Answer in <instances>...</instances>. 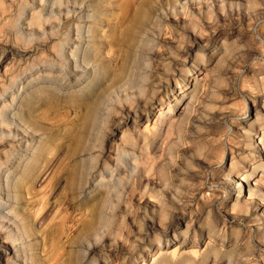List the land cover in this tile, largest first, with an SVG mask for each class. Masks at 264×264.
<instances>
[{"label":"rangeland","instance_id":"rangeland-1","mask_svg":"<svg viewBox=\"0 0 264 264\" xmlns=\"http://www.w3.org/2000/svg\"><path fill=\"white\" fill-rule=\"evenodd\" d=\"M97 1L0 0L1 228L15 231L21 253L22 248L36 250L38 264H160L162 256L170 264L183 257L199 263L209 251L212 256L205 260L211 264L231 259L233 264H264V172L253 171L255 159L242 161L249 151L264 160L259 138L264 132V0H181L176 6L154 0L157 10L147 16L138 43L128 46L129 55L117 39L129 17L151 0H101L107 31L102 59L109 65L103 73L93 72L92 63L85 70L74 30L63 57L57 55L68 19L82 23L89 14L94 21ZM222 1L226 19L221 18ZM185 2L190 12L207 3L214 8L212 18L201 20L197 47L193 28L185 30L177 22L187 17ZM248 13L255 18L249 20ZM83 35H88L86 26ZM188 69L196 75L190 73L194 81L185 88L192 91L195 81L199 87L188 108L177 111L181 93H169L168 85L175 87V79L182 80ZM117 74L122 81L116 86L128 87L124 93L111 88ZM37 89L50 92L54 107ZM75 94L89 101L104 95L95 127L84 132L89 150L78 163L72 148L85 110L69 103ZM167 94L171 101L159 110L153 100ZM149 111V119L142 118ZM163 112L167 121L161 124ZM244 118L257 130L250 141L236 135ZM45 137L51 140L50 151L39 154L32 174L25 175L30 153L25 156L23 148ZM231 152L243 162L236 169H230ZM22 173L23 189L17 186ZM238 175L244 178L240 182ZM81 178L84 187L75 195ZM239 193L250 204L248 213L233 208ZM153 194L163 203L151 201ZM91 199L99 213L86 206ZM13 206L30 216V235L19 230L21 218ZM212 223L220 236L210 234ZM239 232L242 241L236 244ZM21 259L19 264H26Z\"/></svg>","mask_w":264,"mask_h":264},{"label":"bare ground","instance_id":"bare-ground-1","mask_svg":"<svg viewBox=\"0 0 264 264\" xmlns=\"http://www.w3.org/2000/svg\"><path fill=\"white\" fill-rule=\"evenodd\" d=\"M170 2V0H168ZM172 1V4H174L173 6H176L177 5V2H181V0H171ZM156 1L154 0H151L149 3V7H145V8H141L139 11L135 12L134 14H132L130 17H129V20H128V24L126 25L125 27V31L122 33V35L117 39V43L118 44H121L123 45V47L125 46L126 49L128 48V46H130L131 44L133 45H136L138 43V35H141V33L143 32V24L144 22L147 20V16L150 14V11H152L151 13H153L154 11L156 12L157 10V6H156ZM251 2V1H250ZM252 3V2H251ZM187 4L188 2H185L183 3V10L185 9V14L186 16L189 18L187 19V17L185 19L181 18L178 22V25H183V27L185 28V30H188L187 28H193V33L195 34V46H200L199 44L201 43L200 41H197L198 39V34L199 33V29L201 30L202 29V23H201V20H204L205 18H212L211 17V14H212V10H214V8H212L213 6L209 3H207V8H205L204 6H200L199 8L195 9L194 12H190V10L188 11L187 10ZM200 4V2H199ZM103 5V1L99 0L97 1V5L95 6V10H97V12H95V16H94V21H89L88 18L91 17V15H87V17L85 16V21H83L82 23H79L81 20H78V21H73L72 19H68V21L66 22V28L68 29V33L67 35L64 37V42L61 44L60 42L58 43L57 45V55L62 58L63 56H61V52H62V49H63V46L64 45H67L71 39V34H72V30H74L76 32V34L79 36L77 37V43L79 45V50L81 51V53L83 54V66H85V70H86V64H89V63H92L93 65H95L96 67L93 69V72L95 73H103L105 70L107 71L108 70V64H106L104 61H103V56H102V53H103V50H102V44L104 42V38L107 36V31L106 29L104 28V24L102 23L103 21V17L104 16V12H101L100 11V7ZM225 2L222 1V9H223V16H221V18H227V13L225 11ZM250 6V5H249ZM175 9V8H174ZM187 11V12H186ZM264 13V12H263ZM110 14V13H109ZM249 15H247V17H249V20H253L255 17L248 13ZM111 15V14H110ZM124 20V19H123ZM108 22V21H107ZM125 23V22H124ZM85 26L87 27V30H88V35L87 37H84L83 35V29L85 28ZM112 33V31H110ZM191 32V34H193ZM114 34V32H113ZM109 35V34H108ZM115 35V34H114ZM203 41V40H202ZM109 45L112 46V43L109 42ZM70 48H72L70 46ZM194 48V46H193ZM192 48V49H193ZM65 49V48H64ZM111 49V48H110ZM125 51V50H124ZM65 52V51H63ZM127 53L129 55V49H127ZM126 53V54H127ZM51 58V57H50ZM57 60V59H56ZM55 60V61H56ZM80 60V59H79ZM79 60H76V63L78 64V61ZM52 61V60H51ZM82 63V61H80ZM43 63V62H42ZM55 63V62H54ZM44 64V63H43ZM42 65V64H41ZM38 67V66H37ZM198 70H200L201 68L200 67H197ZM194 70V69H193ZM192 69H188L186 75H182L183 78L182 80H179V79H175V87L173 88H170V84L168 85L169 86V93H172L173 95L176 94L177 92H180L181 94V97H178L179 101H177V111H179L182 107H185L184 108H188V105L191 103V100H192V97L194 96V92L196 90H198V87H199V83L198 81H195L194 83V86H193V89L192 91H188L185 86L187 84H189L190 81H194L193 77L190 76L192 73V75H196V72H194ZM122 73V72H121ZM114 76V75H113ZM121 74H117L114 76V78H112L111 80V88L113 89L114 87L117 89V91H121L124 93L123 90H127L128 87L126 85H121V86H116L121 80ZM160 82V81H159ZM121 83V82H120ZM88 85H92V81H89ZM161 85V84H160ZM93 86V85H92ZM122 86H125L126 88L125 89H122L123 87ZM37 87V86H36ZM114 88V89H115ZM43 89V88H42ZM142 92L141 93H145L146 91V87H142ZM37 89V92H42V94H46L47 96H45V100L46 103L50 106V107H54V101H50L49 98H50V95H48L50 92H46V90H39ZM90 91V90H88ZM154 94L155 92L153 91L152 92V96L154 97ZM76 95V94H75ZM26 94L23 96L25 98ZM87 95H84V94H80V95H76V96H73L69 99V103L72 104V105H78V106H81L83 110H85V114H84V121L83 123L81 124V128H82V131L78 134V136L75 138L74 141H76V143L74 144L73 148H72V152H73V155H74V161L76 163H78V161L80 160V157H81V154L83 152H86L89 150V147L87 146V144L84 142V132L86 131V129H88V127H91L94 128L95 125H96V122H97V119H98V111L100 110V103L104 97V95H101L100 97L98 98H95L93 99L92 101H89L88 100V97H86ZM21 97V96H20ZM161 97V96H160ZM191 98V99H190ZM189 99V100H188ZM177 100V99H176ZM24 101V99L22 100ZM165 101H168L170 102V96L167 94L166 95V99L165 98H160V100H156L154 101L153 100V103H154V106L156 105L157 107H159V110H163L165 108ZM146 104V103H145ZM152 107V106H151ZM78 108V107H77ZM180 108V109H178ZM153 109V108H152ZM174 110V108L171 106L169 107V110L171 113L172 111ZM154 110V109H153ZM188 110V109H187ZM179 113V112H178ZM151 115V111H149L146 115H144L142 118H145V119H149ZM135 116H140L138 113H135ZM237 117V116H236ZM235 117V118H236ZM240 117V115H239ZM170 118V117H169ZM160 119L162 120V123L161 124H164L166 121H167V113H161L160 114ZM237 119V118H236ZM24 120V119H23ZM26 120V119H25ZM258 120V119H257ZM256 120V121H257ZM135 122H138L137 120ZM249 120H244L242 122H239V127H238V130L236 131V135L237 136H241L243 137V139H245V141H250L252 140L253 136H252V131H257L254 127V123H251ZM238 124V123H236ZM235 124V125H236ZM242 124H245L242 126ZM264 124V123H263ZM263 124H262V127H263ZM247 125V126H246ZM97 127V126H96ZM173 127V126H171ZM163 128V127H162ZM247 128V129H246ZM261 128V126H260ZM171 129V128H170ZM244 129L243 132L240 133V130ZM172 130V129H171ZM34 131V130H33ZM172 132V131H170ZM177 132V131H176ZM178 133V132H177ZM180 137V136H179ZM234 137V136H233ZM127 138V137H126ZM259 138L261 139V143L264 147V132L262 135H259ZM41 141L40 143H37V144H34L32 142H29L28 144L25 145V147L23 148L26 152L25 156L29 154L26 160V170L22 169L23 167L25 166H21L22 170H23V173L25 171V175H28V174H32L33 172V167L34 166H37L35 165L36 161L38 160V156L39 154H42L43 152H47L46 150L48 149L49 145L51 147L52 144H50L49 142L51 140L47 139L46 137L45 138H40ZM155 139V138H154ZM29 141V140H28ZM17 147V146H15ZM247 147H249V144H247ZM245 147V148H247ZM12 149V148H11ZM240 149V148H239ZM264 149V148H263ZM17 151H21V150H18L16 149ZM49 150V149H48ZM50 151V150H49ZM239 151V150H238ZM13 152V151H12ZM16 152V151H15ZM172 152V151H171ZM253 152V151H252ZM20 154V152H17ZM24 153V152H23ZM22 153V157L24 156ZM220 153V152H219ZM232 153V157H231V165H230V169H236L238 166H241L243 164L242 161H252L255 159V167H254V170H257L258 168L261 169L262 168V173L264 172V160H257L255 157H253V155L251 154V151H249L245 157H244V160L242 161H239L236 156H234L233 152ZM46 154V153H45ZM13 155V154H12ZM43 155V154H42ZM41 155V156H42ZM6 156H7V153H6ZM16 157V155H14ZM19 156V155H17ZM240 156V155H239ZM8 157V156H7ZM11 156H9L10 158ZM241 157V156H240ZM20 158V156H19ZM24 158V157H23ZM25 158V159H26ZM7 159V158H6ZM17 159V158H16ZM11 160V159H10ZM14 160V158H13ZM19 160V159H18ZM6 161V160H5ZM20 161V160H19ZM9 162V161H7ZM15 162V161H14ZM21 162L23 163L24 161L21 160ZM25 163V162H24ZM23 163V164H24ZM21 164V163H20ZM21 164V165H23ZM39 164H40V161H39ZM42 164V163H41ZM25 165V164H24ZM226 166V165H225ZM245 166V164L243 165ZM242 166V167H243ZM8 167V166H7ZM36 169V168H35ZM226 169V168H225ZM21 171V170H20ZM18 171V173L20 172ZM261 172V171H260ZM17 173V172H16ZM21 173V172H20ZM21 174L19 176V180L17 182V186L18 188H22L23 189V178H26L24 177L23 175L24 174ZM261 173V174H262ZM74 174V173H73ZM71 174L70 173V177H74V175L76 174ZM159 174V173H158ZM260 176V175H259ZM32 177V176H31ZM252 177V176H251ZM262 177V176H261ZM18 178V177H17ZM16 178V179H17ZM35 178V177H34ZM37 178V176H36ZM162 178V177H161ZM237 178L239 179L238 182H240V179H244L242 175H238ZM74 179V178H73ZM255 179V178H254ZM162 181V179H161ZM74 182V181H73ZM76 182V181H75ZM74 182V183H75ZM166 182V181H165ZM248 183V181H247ZM27 185V184H26ZM84 187V181H82V178L80 179V182L77 184V186H75L74 188V191L73 193H75V195L77 194L79 188L80 190H82V188ZM240 187L241 189H243V185L240 184ZM17 188V187H16ZM167 188H162V190H166ZM28 191V190H27ZM18 197H20L21 199V194H17ZM217 196V195H216ZM219 196V195H218ZM243 194L242 193H239V195H237L235 198H234V201H233V208H238L240 214L242 213H248L249 212V207H250V204L248 202H244L242 201V198H243ZM217 199V198H216ZM151 201L153 202H156V203H160L162 204L163 201L162 200V196L160 195H155L153 194L151 196ZM181 200V199H180ZM20 201V200H19ZM186 201V200H185ZM206 201V200H204ZM211 201V200H210ZM12 203V202H11ZM16 203V202H15ZM206 203V202H205ZM14 205V204H13ZM16 205V204H15ZM86 206L90 207L95 213H99L98 212V206H96V203L94 202V200H87L86 201ZM23 207V206H22ZM16 207L13 206L12 210H13V214L17 215V218H21V222H19V224L17 226L20 225L21 228H19V230H22L24 229L26 234L27 235H30L31 233L34 232V228L33 226L31 225V222L28 218L29 215H25V214H21L20 211H21V207L19 209H16ZM210 208V207H209ZM208 208V209H209ZM15 210V211H14ZM23 210H25L23 208ZM156 210V209H155ZM217 210V209H216ZM214 211V210H212ZM25 213V212H24ZM147 213V212H146ZM22 215V216H21ZM30 217V216H29ZM211 219V218H210ZM220 219V218H219ZM261 220V218H259ZM263 220V219H262ZM221 222V221H220ZM240 226V225H239ZM2 226H0V261H2V259H6L8 262V264H19L20 262V259L21 258H24L27 262L26 264H38V262L40 260H38V256H37V252L36 250H31L29 252L26 251L25 248H22V253L20 252V248H18L17 245H15V242L16 241H19L20 238H18L16 235H15V231L14 230H9V231H4L3 228H1ZM27 228V229H26ZM220 229V228H219ZM222 229V228H221ZM241 229V228H240ZM222 233V232H221ZM221 233H219V230L218 228L212 223V225L210 226V234H212V236H220ZM261 234H264V230H261L260 231ZM225 234L222 235V237L224 236ZM242 234H240V232L237 234V237H236V241L235 243L236 244H239L240 241H242V237H241ZM3 238V239H2ZM8 240L12 243L10 244V242H8ZM226 240V239H225ZM23 241V240H22ZM161 243V242H160ZM70 245V244H69ZM26 246V245H25ZM161 246V245H160ZM77 247V246H76ZM213 248V247H212ZM211 248V250H212ZM13 250V251H12ZM58 250V248H57ZM60 250V248H59ZM62 250V248H61ZM93 251V250H92ZM91 251V252H92ZM62 252V251H61ZM58 253H60V251H58ZM216 253V255H218V252H214ZM62 254V253H61ZM205 254V253H204ZM58 255H56L57 257ZM190 256V255H189ZM212 256V252L209 251L206 255H204V259H201L200 262L198 263L197 259H195V257H183L180 259L179 261V264H181L182 262L186 261L188 264H211L210 262L208 263V261H206L209 257ZM215 257V255H213ZM55 257V256H54ZM53 257V258H54ZM197 257V256H196ZM218 257V256H217ZM226 257V256H225ZM229 258V257H228ZM48 259V258H47ZM55 259V258H54ZM54 259H51L52 261H54ZM206 259V260H205ZM213 259V258H212ZM23 259H21L22 261ZM97 260V259H95ZM232 260V259H231ZM229 262V264H233L232 262ZM49 260V263L52 262ZM105 261V260H104ZM223 261V260H222ZM3 262V261H2ZM160 264H170L171 261L170 259L167 257V256H162L159 261H158ZM157 262V263H158ZM47 263V262H46ZM57 263V261H56ZM217 264L219 262H216ZM221 263V262H220ZM44 264V263H43ZM104 264V263H103Z\"/></svg>","mask_w":264,"mask_h":264}]
</instances>
